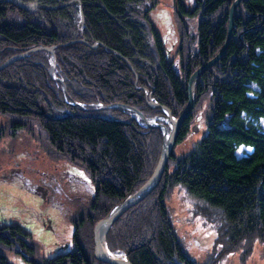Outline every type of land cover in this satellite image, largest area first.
Here are the masks:
<instances>
[{
	"label": "trees",
	"instance_id": "trees-1",
	"mask_svg": "<svg viewBox=\"0 0 264 264\" xmlns=\"http://www.w3.org/2000/svg\"><path fill=\"white\" fill-rule=\"evenodd\" d=\"M158 2L38 0L37 8L28 11L13 1L0 0V63L23 48L63 44L54 49L53 73L66 87L62 95L61 84L48 74L51 55L43 50L32 52L0 70V112L34 115L57 151L69 152L71 159L84 163L89 172L84 181L89 211L95 212L87 213L85 219L74 218L72 249L53 257H44L33 235L21 225H0V244L12 247L27 264H94L84 248L80 228L87 219L90 226L94 225L109 211L111 204L104 200L122 201L143 184L160 155L162 134L158 127L95 113L104 109L84 111L71 105L70 99L88 106L120 102L145 115L162 113L160 108L147 105L145 88L153 100L178 116L187 102L190 74L212 58L225 41L231 0H172L183 29L184 19L196 18L194 48L185 55L193 59L177 72L174 59L166 55L163 40L148 17ZM189 3L194 4L193 10L188 9ZM15 11L19 19L6 18ZM220 11L214 20L212 16ZM77 37L88 44H64ZM95 41L99 44L90 47ZM203 94L211 101L204 135L178 161L172 150L155 188L106 232L107 247L123 250L131 264H195L181 250L163 205L167 192L177 186L192 199L222 211L228 239L233 241L223 253L235 251L241 239L259 235L264 240V129L258 121L264 118V0H240L235 7L228 48L196 82L194 96ZM62 107L64 112L56 114ZM192 117L190 113L183 122L174 147L189 133ZM241 145L252 150L237 156L235 151ZM31 187H27L30 192L50 199L48 182ZM0 264H8L2 254Z\"/></svg>",
	"mask_w": 264,
	"mask_h": 264
},
{
	"label": "rangeland",
	"instance_id": "rangeland-1",
	"mask_svg": "<svg viewBox=\"0 0 264 264\" xmlns=\"http://www.w3.org/2000/svg\"><path fill=\"white\" fill-rule=\"evenodd\" d=\"M21 1L38 5V0ZM193 8L194 4L189 3L188 9L193 10ZM173 9L172 0H159L148 17L163 40L166 55L174 59V68L178 72L182 64L193 59V56L187 59L185 55L189 51L192 52L194 48L192 37L195 34L196 18L184 19L186 28L183 29ZM217 13L212 16L214 20H217L222 11ZM6 18L19 19L16 11L8 14ZM181 33L186 34L181 36ZM181 48L184 49V58L180 61ZM135 84H138L137 81ZM65 94L62 92V95ZM85 106L88 110L92 109L91 105ZM120 110L104 109L103 113H95L120 120L133 119L138 125L146 127L134 112L123 108ZM63 112L64 107L56 114L61 115ZM177 112H179L178 109ZM191 113L193 117L189 133L173 148V157L177 159L176 161L189 152L204 135L206 119H209L211 114L209 96L206 94L198 98L194 96ZM145 116L150 122L164 124L168 133L169 125L165 122L163 113L150 112ZM258 121L264 129V118ZM251 150L250 146L241 145L235 153L237 156H242ZM70 155L69 152L57 151L50 144L46 132L34 115L19 116L0 112V225L13 223L21 225L24 230L33 235L44 257H53L57 253L71 250L74 218L81 216L85 219L87 213H95L93 210L89 211V192L84 182L89 178V172L80 159H71ZM174 165L175 163L169 167L168 174L173 170ZM44 182H48L51 188L50 199L47 198V201L45 197L42 198L27 189L28 186L32 188L31 186L43 185ZM157 192L158 190L155 191ZM155 193L149 196L150 200L154 199L152 197ZM130 195L128 194L125 198ZM147 196L148 194L139 202L145 200ZM124 201L110 203L104 200L106 205L111 204V208L104 216ZM163 203L169 213L170 225L181 250L195 264H264V240L259 235H255V238L251 236L248 240L241 239L235 251L223 253L222 249L233 241L228 239L230 237L228 224L218 207L207 205L199 199H192L180 186L169 190ZM127 210L119 216L120 220L126 217L124 214ZM85 222L87 224L80 228L81 240L86 252L93 257L94 264H97L93 255V228L96 222L92 225L93 227L90 226L89 219ZM119 224L115 226V232L118 231ZM105 238L106 234L103 236L104 247L111 256L126 255L123 250L115 251L108 248ZM0 254L5 257L8 264H27L12 252V247L0 244Z\"/></svg>",
	"mask_w": 264,
	"mask_h": 264
},
{
	"label": "water",
	"instance_id": "water-1",
	"mask_svg": "<svg viewBox=\"0 0 264 264\" xmlns=\"http://www.w3.org/2000/svg\"><path fill=\"white\" fill-rule=\"evenodd\" d=\"M9 2H14L17 6L24 10H35L37 3L33 4H27L23 3L21 0H8ZM240 0H232L228 12H227V19H228V26H227V36L226 39L220 48V50L209 60H207L205 63L198 66L189 76L188 82L186 84L187 89V102L183 110L180 112L178 116H174L171 112V110L166 106L158 103L157 101L153 100L150 96V94L147 92L145 88H143L145 96H146V102L149 107L152 108H160L164 117L165 122L169 125L168 133L166 132L165 126L162 123L156 122H150L148 118L137 108H135L132 105L120 103V102H113L109 104H93L91 107L93 111L102 110V109H108V108H123L128 109L135 113L136 117L141 119L146 127H158L162 132V150L160 151L159 158L157 160V163L151 173V175L148 177V179L141 185L139 188L131 193V195L128 198H124L125 200L123 203L116 205L114 209L107 214L106 216L99 219L93 228V255L94 258L110 264H131L129 259L125 254H119L117 256H111L110 253L105 249L104 247V239L103 236L106 234L108 228L111 226V224L118 218L125 210L133 206L134 204L138 203L145 195L149 194L151 190L155 188L157 183L159 182L160 176L162 172L164 171V168L167 164V160L172 153V150L176 144L179 130L183 124V122L189 117L191 110L193 108L194 104V90L195 85L198 80V78L208 70L210 66H212L214 63L219 61L223 54L225 53L226 49L228 48L231 40L232 35V29H233V13L235 7L238 5ZM80 23H82V15L80 12ZM74 42H84L85 44H88L83 38H76L69 40L68 42L64 44H70ZM99 44V42L95 41L94 43L90 44L89 46L94 48ZM59 45L63 44H55V45H37L32 46L29 48H23L18 52H15L8 58H6L4 61L0 63V70L9 64L17 61L18 59L36 51H47L50 53L52 57V63L48 67V74L51 78H53L55 81L59 82L61 84V89L63 94H65V84L62 80V78L56 76L53 73V68L56 64V55L54 52V49L58 47ZM128 63L129 68L133 71L135 74V71L132 68V65L129 63L128 60H126ZM135 77L137 78V75L135 74ZM137 89H140L139 86H136ZM66 100V99H65ZM67 101V100H66ZM71 105L78 106L81 110H88V108L75 100L69 101ZM122 200V201H123Z\"/></svg>",
	"mask_w": 264,
	"mask_h": 264
},
{
	"label": "bare ground",
	"instance_id": "bare-ground-1",
	"mask_svg": "<svg viewBox=\"0 0 264 264\" xmlns=\"http://www.w3.org/2000/svg\"><path fill=\"white\" fill-rule=\"evenodd\" d=\"M158 184V183H157ZM150 193V192H149ZM135 205V204H134Z\"/></svg>",
	"mask_w": 264,
	"mask_h": 264
},
{
	"label": "flooded vegetation",
	"instance_id": "flooded-vegetation-1",
	"mask_svg": "<svg viewBox=\"0 0 264 264\" xmlns=\"http://www.w3.org/2000/svg\"><path fill=\"white\" fill-rule=\"evenodd\" d=\"M36 8H37V6H36ZM36 8H35V9H36Z\"/></svg>",
	"mask_w": 264,
	"mask_h": 264
}]
</instances>
